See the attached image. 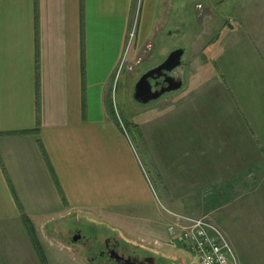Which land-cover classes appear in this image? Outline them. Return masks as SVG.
Here are the masks:
<instances>
[{
    "label": "crops",
    "instance_id": "1",
    "mask_svg": "<svg viewBox=\"0 0 264 264\" xmlns=\"http://www.w3.org/2000/svg\"><path fill=\"white\" fill-rule=\"evenodd\" d=\"M138 1L0 0V224L21 225L23 213L36 223L55 220L60 211L145 208L155 202L108 96L129 42L157 46L163 35L182 36V28L169 16L171 0H143L139 22ZM134 26L137 33L130 39ZM237 30L227 26L220 33L217 41H225V46L215 61L244 44L245 38L235 36ZM255 44L262 49L256 56L263 86L255 122L259 137H253L254 114L246 103L245 81L234 76L232 51L228 86L235 101L238 93L243 104L232 103L228 114L233 119L237 113L245 115L248 137H233V132L223 140L227 150L210 139L205 140L209 146L204 140L198 145L205 151L196 150L200 174L207 158H217V167L226 169L214 170L222 182H212L224 194L226 189L258 191L264 183V46ZM161 52L164 55L166 48ZM237 81L243 85L239 90ZM232 142L235 150L229 149ZM256 148L260 156H253ZM253 174L263 178L254 182L248 178ZM257 217L261 229L238 240L230 237L239 264H264V214ZM5 228L0 226V232Z\"/></svg>",
    "mask_w": 264,
    "mask_h": 264
},
{
    "label": "rangeland",
    "instance_id": "2",
    "mask_svg": "<svg viewBox=\"0 0 264 264\" xmlns=\"http://www.w3.org/2000/svg\"><path fill=\"white\" fill-rule=\"evenodd\" d=\"M142 1H138V22ZM170 4L169 16L182 28V36L163 35L157 46L137 47L136 40L129 42L108 96L109 108L135 148L155 202L145 208L129 206L82 213L60 211L59 217L52 221L34 223L31 220L48 264H94L90 257L102 247L105 238L116 239L130 251L153 257L156 264H195L190 249L178 243L171 232V227L177 228L178 222L182 224L181 217L210 220L225 233L235 252L230 237L238 240L246 233L261 229L257 215L264 214V183L259 184L258 191H255L257 188L226 189L225 194L220 193L212 182L215 178L222 182V175L213 172L226 169L217 167V158H207L204 173L200 174L196 150H206L198 146L202 145V140L206 147L213 142L226 146L227 150V142L223 140L233 132V137H248L242 123L245 115L237 113L234 119L231 117L232 103L237 107L242 101L236 93V104L228 86L227 60L233 50L215 61L221 46H225V41H217V38L227 26L237 27L235 36L246 39L232 52L233 71L235 77L245 81L246 103L251 107L249 112L254 114V119L251 118L253 137H259L255 122L259 121V103L263 97L259 90L263 86L256 56H261L262 49L255 43L264 46V0H171ZM136 33L137 26H134L130 39ZM223 38L230 37L224 35ZM164 48L167 52L162 55ZM179 48L185 50L183 62L169 74L181 80L183 86L149 103L139 102L134 96L135 84L144 73L163 63ZM238 83L236 90L243 87ZM217 116L220 120H214ZM229 122L234 125L227 128ZM206 139L211 142L206 143ZM235 145L232 142L229 149L235 150ZM258 155L260 149L256 148L253 156ZM230 156L235 160L237 155L233 151ZM248 178L255 182L263 177L253 174ZM21 223L0 224L6 226L4 232H0V264H43L23 218ZM183 224L186 226L188 222L184 220ZM76 234L82 235V239L75 240ZM88 239H91V243L88 242V246L93 247L91 251L84 244Z\"/></svg>",
    "mask_w": 264,
    "mask_h": 264
},
{
    "label": "built area",
    "instance_id": "3",
    "mask_svg": "<svg viewBox=\"0 0 264 264\" xmlns=\"http://www.w3.org/2000/svg\"><path fill=\"white\" fill-rule=\"evenodd\" d=\"M177 228L171 227L175 240L188 247L195 256V264H238V257L225 233L205 218L181 217ZM186 220L188 225H184Z\"/></svg>",
    "mask_w": 264,
    "mask_h": 264
},
{
    "label": "flooded vegetation",
    "instance_id": "4",
    "mask_svg": "<svg viewBox=\"0 0 264 264\" xmlns=\"http://www.w3.org/2000/svg\"><path fill=\"white\" fill-rule=\"evenodd\" d=\"M164 73L167 72L164 71ZM150 82L153 85L154 91H161L168 86V83L165 81V75L158 76L155 74L154 77L150 78ZM74 238L75 240H81L82 235L76 234ZM88 242L91 243V239L86 240L84 244L88 246ZM88 247L90 251L93 248L91 245ZM90 260L94 262V264H156L153 257L130 251L127 246L111 238H105L102 241V247H100L97 253L90 257Z\"/></svg>",
    "mask_w": 264,
    "mask_h": 264
},
{
    "label": "water",
    "instance_id": "5",
    "mask_svg": "<svg viewBox=\"0 0 264 264\" xmlns=\"http://www.w3.org/2000/svg\"><path fill=\"white\" fill-rule=\"evenodd\" d=\"M184 53L185 50L183 48L176 49L169 54L162 64L144 73L135 85V98L139 102L149 103L160 98L165 92L180 89L183 82L177 80L169 73L182 64ZM164 71L167 73H164ZM155 74L158 76L165 75V81L168 83L167 88H163L161 91L153 90L150 78L154 77Z\"/></svg>",
    "mask_w": 264,
    "mask_h": 264
},
{
    "label": "trees",
    "instance_id": "6",
    "mask_svg": "<svg viewBox=\"0 0 264 264\" xmlns=\"http://www.w3.org/2000/svg\"><path fill=\"white\" fill-rule=\"evenodd\" d=\"M28 132H32V131H22L20 133H28ZM22 216H23L22 217L23 218V223H24V225H25V227H26V229H27V231H28V233H29V235L31 237L32 243L34 245L35 250L37 251V254H38L41 262L43 264H48L46 256H45V254L43 252L42 245H41V243H40V241H39V239H38V237L36 235L35 227H34L32 221H31V219L27 215H25L24 213H23Z\"/></svg>",
    "mask_w": 264,
    "mask_h": 264
}]
</instances>
